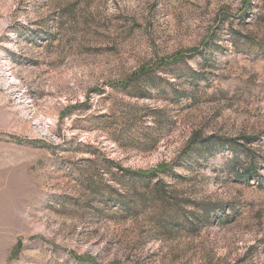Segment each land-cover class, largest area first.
Listing matches in <instances>:
<instances>
[{"label":"rangeland","instance_id":"obj_1","mask_svg":"<svg viewBox=\"0 0 264 264\" xmlns=\"http://www.w3.org/2000/svg\"><path fill=\"white\" fill-rule=\"evenodd\" d=\"M0 264H264V0H0Z\"/></svg>","mask_w":264,"mask_h":264},{"label":"trees","instance_id":"obj_2","mask_svg":"<svg viewBox=\"0 0 264 264\" xmlns=\"http://www.w3.org/2000/svg\"><path fill=\"white\" fill-rule=\"evenodd\" d=\"M248 141H250V140H248Z\"/></svg>","mask_w":264,"mask_h":264}]
</instances>
